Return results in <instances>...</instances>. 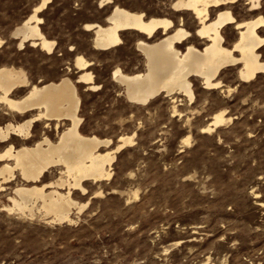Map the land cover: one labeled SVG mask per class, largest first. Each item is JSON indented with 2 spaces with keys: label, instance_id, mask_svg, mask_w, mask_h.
<instances>
[{
  "label": "rangeland",
  "instance_id": "1",
  "mask_svg": "<svg viewBox=\"0 0 264 264\" xmlns=\"http://www.w3.org/2000/svg\"><path fill=\"white\" fill-rule=\"evenodd\" d=\"M37 1L0 0V65L21 67L29 83L62 75L75 81L80 70L74 59L80 53L98 83L88 88L75 81L80 130L109 138L100 150L113 148L120 135L134 134L114 152L109 177L85 181L84 192L71 189L77 202L88 199L80 210L72 207L71 223L48 221L38 211L30 216L6 210V192L15 179L0 177V264H264V71L244 81L235 75L236 67L227 66L222 85L211 88L195 79L192 101L163 92L145 103L129 101L112 71L144 69L137 34L122 31L121 42L97 49L93 31L84 27L102 23L112 2L50 0L37 12L42 32L55 40L47 52L28 42L19 47L11 34ZM260 2L251 15L264 17ZM126 3L168 8L167 0ZM248 8L245 0L231 4L241 17L248 16ZM186 28L194 32L192 18ZM235 31L232 25L224 30L229 43ZM259 33L264 36V30ZM258 50L264 59V44ZM27 88H15L12 96ZM173 105L179 113L172 112ZM219 109L231 119L201 132ZM8 111L0 103V124ZM41 128L32 127V140ZM5 147L0 141V152ZM57 174L52 169L43 179Z\"/></svg>",
  "mask_w": 264,
  "mask_h": 264
},
{
  "label": "bare ground",
  "instance_id": "2",
  "mask_svg": "<svg viewBox=\"0 0 264 264\" xmlns=\"http://www.w3.org/2000/svg\"><path fill=\"white\" fill-rule=\"evenodd\" d=\"M49 1L38 0L13 27L11 34L17 37L19 47L28 42L47 52L54 48L55 40L42 32V18L37 15ZM103 1L112 5L102 23H84L86 29L93 31V47L114 46L121 42V32L130 30L137 34L135 46L143 55L142 71L127 73L119 67L112 71L129 101L144 102L160 92L180 93L192 101L195 79L211 88L222 85L220 74L227 66L236 67L235 75L244 81L264 71V59L258 50L264 44V36L259 33L264 30V17L251 15L261 7L260 0H245L250 10L245 13L247 17L232 12L235 0H167L168 8L164 9L133 8L126 0H100ZM189 18L195 21L194 32L186 28ZM229 25L236 30L230 43L224 35ZM89 64L80 53L75 55L74 65L80 70L75 81L97 88L98 83L87 69ZM41 81L29 83L21 67L0 65V103L9 110V116L0 124V141H6L0 152V159L6 160L0 164V177L4 182L15 179L6 192L5 208L30 216L38 211L48 221L71 223L72 207L80 210L88 203V199L82 203L74 200L71 189L84 192L85 181L109 177L114 152L132 142L134 132L120 135L113 148L100 150L110 139L80 130V96L75 81L67 75ZM27 85L22 95L12 96L15 88ZM172 112L180 111L173 105ZM230 119L224 109H219L200 131L211 130ZM36 124L42 125L41 135L32 140V127ZM183 138L189 142L188 136ZM52 169L58 174L44 181L46 172Z\"/></svg>",
  "mask_w": 264,
  "mask_h": 264
}]
</instances>
